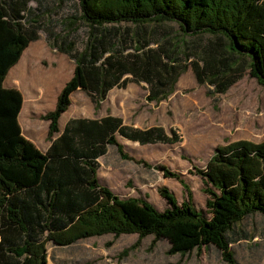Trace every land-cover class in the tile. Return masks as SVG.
<instances>
[{"label": "trees", "instance_id": "16d2710c", "mask_svg": "<svg viewBox=\"0 0 264 264\" xmlns=\"http://www.w3.org/2000/svg\"><path fill=\"white\" fill-rule=\"evenodd\" d=\"M30 1L0 0V264H47V242L63 247L106 234L165 240L169 255L212 246L226 264H238L231 246L246 236L236 225L264 216V141L218 146L196 170L207 194L205 218L167 189L158 190L167 203L159 211L144 199H122L99 181L98 158L109 146L123 154L117 136L141 146L173 144L180 141L174 131L140 129L106 115L70 119L60 132L58 121L77 90L95 107L129 83L144 84L148 102L167 98L188 67L180 64L183 56L214 94H225L246 67L264 86V0H77L85 43L78 50L73 39L52 37L74 70L42 117L51 141L44 153L22 135V94L3 86L23 51L39 40V22L26 19ZM169 23L196 43L173 35Z\"/></svg>", "mask_w": 264, "mask_h": 264}, {"label": "rangeland", "instance_id": "374dc122", "mask_svg": "<svg viewBox=\"0 0 264 264\" xmlns=\"http://www.w3.org/2000/svg\"><path fill=\"white\" fill-rule=\"evenodd\" d=\"M28 7L26 19H36L40 24L39 40L23 51L8 71L4 85L22 94L19 117L22 134L34 137L35 146L43 150L50 139L48 122L42 117L55 108L57 96L74 70V61L57 50L59 41L55 44L52 37L67 36L81 50L86 34L77 0H31ZM167 26L173 35L180 34L182 41L189 45L196 43L197 38L183 36L177 24ZM179 61L188 67L179 75L167 98L148 102L146 86L129 83L125 88H113L99 107H95L86 93L77 90L72 93L70 106L60 118L59 126L63 128L65 120L73 117L113 115L136 128L158 126L169 135L174 131L180 141L173 144L141 146L117 136L124 156L116 147H110L98 162L99 181L120 198L144 199L159 211L167 208L158 192L164 188L178 203L190 202L205 218H210L205 206V184L196 170L205 167L218 146L238 140L264 141V86L250 76L244 64L246 69L239 80L225 94H214L212 86L196 80L187 58L183 56ZM162 168L179 179L166 177ZM236 229L246 236L231 246L237 263L264 264V216L250 215ZM152 240V236L138 239L134 234L119 237L106 234L63 247L47 242V264H226L212 246L184 256L169 255L168 242L152 243Z\"/></svg>", "mask_w": 264, "mask_h": 264}, {"label": "crops", "instance_id": "0c3cea01", "mask_svg": "<svg viewBox=\"0 0 264 264\" xmlns=\"http://www.w3.org/2000/svg\"><path fill=\"white\" fill-rule=\"evenodd\" d=\"M7 77V76H6ZM4 81H5V79H4ZM3 86L5 87V88H12V87H6L5 85H4V82H3ZM22 107H23V104H22ZM21 111H22V108H21ZM21 111H20V113H19V115H18V122H19V124H20V115H21ZM62 115H64V113L62 114ZM62 115H61V117H62ZM106 116V115H105ZM113 116V115H112ZM60 117V118H61ZM102 117H104V116H102ZM60 118H59V121H58V125H59V122H60ZM76 118H87V117H73V118H69V119H67V120H65L66 122H65V124L70 120V119H76ZM101 118V117H100ZM121 118V117H120ZM88 119H99V118H88ZM122 119V118H121ZM123 120V119H122ZM65 124H64V126H65ZM123 124H125L124 122H123ZM125 125H127V124H125ZM32 125H30V127H31ZM131 126V125H130ZM132 127H134V126H132ZM64 128V127H63ZM63 128H61L60 126H59V130H60V132L63 130ZM30 131H31V129H29ZM48 131V130H47ZM21 132H22V127H21ZM30 134V133H29ZM23 135V134H22ZM59 135V134H58ZM58 135H55L52 139H55ZM25 137V136H24ZM120 137V136H119ZM27 140H29L30 142H32L34 145H36V143H35V141H34V137H25ZM120 138H122V137H120ZM122 139H124L125 141H128V142H131V141H129V140H127V139H125V138H122ZM132 143H134V142H132ZM50 144H51V141H49L48 142V144H47V146L46 147H44V149L43 150H40L41 152H46V150L49 148V146H50ZM110 147H112V146H109L108 148H107V150H106V153H107V151H108V149L110 148ZM105 153V154H106ZM104 154V155H105ZM103 155V156H104ZM102 157V156H101ZM99 159H100V157L98 158V162H99ZM98 175V174H97ZM105 186V185H104ZM106 187H108V186H106ZM109 188V187H108ZM110 189V188H109ZM111 190V189H110Z\"/></svg>", "mask_w": 264, "mask_h": 264}]
</instances>
